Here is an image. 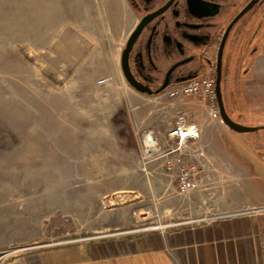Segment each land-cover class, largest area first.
Returning <instances> with one entry per match:
<instances>
[{
	"label": "rangeland",
	"instance_id": "1",
	"mask_svg": "<svg viewBox=\"0 0 264 264\" xmlns=\"http://www.w3.org/2000/svg\"><path fill=\"white\" fill-rule=\"evenodd\" d=\"M132 28L124 0H0V264H199L264 243V213L221 217L264 206V54L229 91L230 118L260 129L240 134L203 98L133 92ZM195 103L206 146L169 154ZM150 133L162 149L146 158ZM178 159L200 188L180 191Z\"/></svg>",
	"mask_w": 264,
	"mask_h": 264
},
{
	"label": "flooded vegetation",
	"instance_id": "2",
	"mask_svg": "<svg viewBox=\"0 0 264 264\" xmlns=\"http://www.w3.org/2000/svg\"><path fill=\"white\" fill-rule=\"evenodd\" d=\"M124 3L133 28L121 48L120 70L126 85L142 96L208 75L227 106L229 91L243 89L244 77L264 54V0Z\"/></svg>",
	"mask_w": 264,
	"mask_h": 264
},
{
	"label": "built area",
	"instance_id": "3",
	"mask_svg": "<svg viewBox=\"0 0 264 264\" xmlns=\"http://www.w3.org/2000/svg\"><path fill=\"white\" fill-rule=\"evenodd\" d=\"M163 94L169 98L200 97L210 101L213 105L217 104L215 78L212 76H204L199 79L190 80L185 84L170 88ZM201 133V128L197 124L190 122L189 116L186 113H179L174 118L172 126L167 134L166 143L167 146L170 147L168 153L173 154L185 151L190 143L200 140ZM143 146L146 158H150L152 155L160 153L162 149L161 144H159V141L152 136V133L145 136ZM177 163L179 164L178 185L180 191L187 193L200 188V181L199 183L197 182L195 174L184 164V162L178 159ZM262 213H264V206L252 207L249 210L233 212L221 217L229 218Z\"/></svg>",
	"mask_w": 264,
	"mask_h": 264
},
{
	"label": "crops",
	"instance_id": "4",
	"mask_svg": "<svg viewBox=\"0 0 264 264\" xmlns=\"http://www.w3.org/2000/svg\"><path fill=\"white\" fill-rule=\"evenodd\" d=\"M196 102V101H195ZM196 105V103H195ZM198 105H196L192 110L196 113V117L189 118L190 122H193L197 124L201 128V138H200V144L199 141H196L195 144L194 142L191 143V145H194L195 149H201L205 147L206 145L204 144V139L207 134V125L210 124L209 119H203L202 116H200L201 112L199 109H197ZM187 114V112H186ZM189 114V112H188ZM187 114V115H188ZM203 114V113H202ZM213 122H216L213 120ZM220 124L224 125L222 121H219ZM225 126V125H224ZM250 222V220H248ZM252 222V221H251ZM228 235L231 234L230 231H228ZM253 232L252 231H246L243 229V231L237 233V235H242V236H248L251 235ZM259 242H254L252 239H245L243 242H237L234 244H228V249L226 251V254L223 250L217 248L212 251L211 255L206 254L202 257V259L199 258V264H235V263H262L264 264V260L262 259L259 261V258L261 257V253H264V243H262V239ZM241 254H239V253ZM92 262L84 263V264H91Z\"/></svg>",
	"mask_w": 264,
	"mask_h": 264
},
{
	"label": "water",
	"instance_id": "5",
	"mask_svg": "<svg viewBox=\"0 0 264 264\" xmlns=\"http://www.w3.org/2000/svg\"><path fill=\"white\" fill-rule=\"evenodd\" d=\"M216 100H217V107H218V111H219V116L220 119L222 121V123L230 130L240 133V134H248V133H255L258 132L260 129H254V128H248L245 126H242L240 124L235 123L230 116L228 115L227 112V107L224 103L223 100V96H222V92H221V88L218 85L216 87Z\"/></svg>",
	"mask_w": 264,
	"mask_h": 264
},
{
	"label": "bare ground",
	"instance_id": "6",
	"mask_svg": "<svg viewBox=\"0 0 264 264\" xmlns=\"http://www.w3.org/2000/svg\"><path fill=\"white\" fill-rule=\"evenodd\" d=\"M148 141H150V140H148Z\"/></svg>",
	"mask_w": 264,
	"mask_h": 264
}]
</instances>
